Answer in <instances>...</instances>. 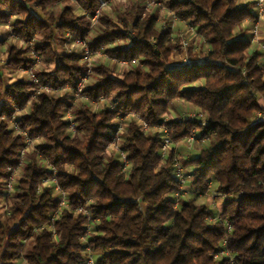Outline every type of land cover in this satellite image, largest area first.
Wrapping results in <instances>:
<instances>
[{
	"label": "clouds",
	"instance_id": "1",
	"mask_svg": "<svg viewBox=\"0 0 264 264\" xmlns=\"http://www.w3.org/2000/svg\"><path fill=\"white\" fill-rule=\"evenodd\" d=\"M0 264H264V0H0Z\"/></svg>",
	"mask_w": 264,
	"mask_h": 264
}]
</instances>
